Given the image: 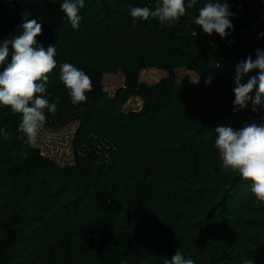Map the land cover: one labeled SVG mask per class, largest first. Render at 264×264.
Segmentation results:
<instances>
[{
    "label": "trees",
    "instance_id": "16d2710c",
    "mask_svg": "<svg viewBox=\"0 0 264 264\" xmlns=\"http://www.w3.org/2000/svg\"><path fill=\"white\" fill-rule=\"evenodd\" d=\"M62 2L0 0V42L27 18L42 25L37 43L56 47L44 95L59 103L44 126L78 122L74 163L62 165L19 141L20 114L0 107L9 134L0 136V264H164L176 250L195 264H264V202L251 181L222 169L215 147L217 127L264 122L250 101L233 111L234 66L264 50V0H227L234 28L224 38L194 23L205 0L172 24L133 20L132 7L156 0H85L77 29ZM63 63L91 77L86 102L71 103ZM147 69L167 74L152 84L141 80ZM180 70L198 81L181 82ZM117 74L124 84L111 95L103 80ZM133 99L139 109L126 108ZM35 195L55 218L53 240L38 253L21 247L18 233Z\"/></svg>",
    "mask_w": 264,
    "mask_h": 264
},
{
    "label": "clouds",
    "instance_id": "9594fccd",
    "mask_svg": "<svg viewBox=\"0 0 264 264\" xmlns=\"http://www.w3.org/2000/svg\"><path fill=\"white\" fill-rule=\"evenodd\" d=\"M85 0H63L60 10L65 14L73 29L80 26L83 19L79 14ZM197 0H156L154 7H132L130 15L135 21L150 18L161 24L179 23L188 10L193 9ZM227 0H205L198 9L194 23L202 32L211 35L217 33L221 38L229 35L234 28ZM42 34V25L35 19H24L17 33L11 39L0 42V107L20 114L21 122L17 128V139L24 145L36 143L40 129L47 121L46 112L55 114L59 100L50 103L45 98L49 73L57 67L56 47L46 49L38 44L36 37ZM260 35H264L261 33ZM231 43V42H230ZM10 57V59H9ZM6 65V66H5ZM254 70L257 74L250 75ZM247 78L246 82H242ZM60 80L69 90L71 103L78 105L86 102L87 92L93 89L91 77L71 63L60 65ZM212 77L205 80L209 85ZM233 111L243 110L249 101L252 112L264 109V50H256V58L248 56L234 66ZM254 92V95L252 93ZM215 147L218 149L222 169L238 173L244 180L251 181V193L259 202H264V122L246 124L239 130L232 127H217ZM0 136L5 141L9 134L0 127ZM164 264H195L191 258H185L181 251ZM243 264H255L252 258L243 259Z\"/></svg>",
    "mask_w": 264,
    "mask_h": 264
},
{
    "label": "rangeland",
    "instance_id": "374dc122",
    "mask_svg": "<svg viewBox=\"0 0 264 264\" xmlns=\"http://www.w3.org/2000/svg\"><path fill=\"white\" fill-rule=\"evenodd\" d=\"M125 23V22H123ZM124 25V24H123ZM181 82H197L198 78L191 72L180 70L179 72ZM167 73L156 69H147L142 71L141 80L148 83H156ZM104 88L113 95L118 88L123 86L124 78L121 74L108 75L103 80ZM142 102L138 99L131 100L126 108L139 109ZM78 128V122H72L68 125L58 129H50L43 126L37 135L34 147L39 148L46 156H49L62 165L74 163V154L72 149V141L75 132ZM31 202L38 207L31 213H28L30 206L26 203L23 206L25 214H22L20 229L18 233L21 236L20 246L30 251H37L41 249L40 246L53 240L55 230L54 217L52 211H48L45 207L44 201L42 202L38 195ZM35 202V203H34ZM66 219L70 223H76V217L67 215ZM16 228V227H14ZM17 230V228H16Z\"/></svg>",
    "mask_w": 264,
    "mask_h": 264
}]
</instances>
